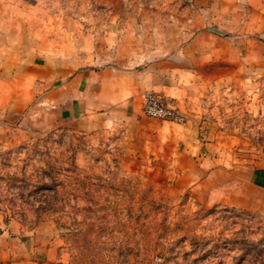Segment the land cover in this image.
Returning <instances> with one entry per match:
<instances>
[{
    "label": "rangeland",
    "instance_id": "rangeland-1",
    "mask_svg": "<svg viewBox=\"0 0 264 264\" xmlns=\"http://www.w3.org/2000/svg\"><path fill=\"white\" fill-rule=\"evenodd\" d=\"M110 64L178 118L55 122L39 82ZM0 264H264V0H0Z\"/></svg>",
    "mask_w": 264,
    "mask_h": 264
},
{
    "label": "crops",
    "instance_id": "crops-1",
    "mask_svg": "<svg viewBox=\"0 0 264 264\" xmlns=\"http://www.w3.org/2000/svg\"><path fill=\"white\" fill-rule=\"evenodd\" d=\"M56 74L39 82L38 88H48L46 109L55 122H76L84 128L102 125L110 108L155 87V72L149 66L93 65Z\"/></svg>",
    "mask_w": 264,
    "mask_h": 264
},
{
    "label": "built area",
    "instance_id": "built-area-1",
    "mask_svg": "<svg viewBox=\"0 0 264 264\" xmlns=\"http://www.w3.org/2000/svg\"><path fill=\"white\" fill-rule=\"evenodd\" d=\"M141 107L145 115L164 120L177 119L180 114L173 101L166 99L155 90H146L143 92Z\"/></svg>",
    "mask_w": 264,
    "mask_h": 264
}]
</instances>
